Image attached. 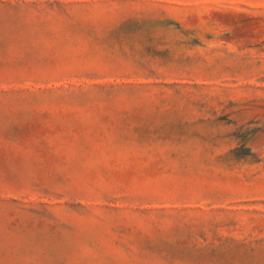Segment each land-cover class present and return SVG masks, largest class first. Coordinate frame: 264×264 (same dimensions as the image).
Here are the masks:
<instances>
[{"label":"rangeland","instance_id":"374dc122","mask_svg":"<svg viewBox=\"0 0 264 264\" xmlns=\"http://www.w3.org/2000/svg\"><path fill=\"white\" fill-rule=\"evenodd\" d=\"M0 264H264V0H0Z\"/></svg>","mask_w":264,"mask_h":264}]
</instances>
